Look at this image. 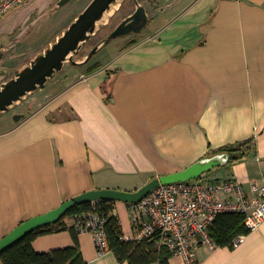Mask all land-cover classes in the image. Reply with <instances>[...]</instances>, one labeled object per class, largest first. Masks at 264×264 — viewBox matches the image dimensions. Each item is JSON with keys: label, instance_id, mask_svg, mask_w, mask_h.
I'll list each match as a JSON object with an SVG mask.
<instances>
[{"label": "crops", "instance_id": "0c3cea01", "mask_svg": "<svg viewBox=\"0 0 264 264\" xmlns=\"http://www.w3.org/2000/svg\"><path fill=\"white\" fill-rule=\"evenodd\" d=\"M59 1L12 10L0 19V35L38 11L51 17ZM166 3L111 57L69 69L20 112L0 116V240L84 193L135 192L253 139L245 158L204 177L236 179L248 191L264 185V0ZM0 47L7 58L8 43ZM116 214L124 239L136 240L130 204L116 202ZM78 240L87 264H128L113 252L98 255L92 233ZM75 245L69 231L33 242L38 253ZM196 257L198 264H264V222L234 250L202 247ZM169 263L186 264L178 256Z\"/></svg>", "mask_w": 264, "mask_h": 264}, {"label": "built area", "instance_id": "2783aa9c", "mask_svg": "<svg viewBox=\"0 0 264 264\" xmlns=\"http://www.w3.org/2000/svg\"><path fill=\"white\" fill-rule=\"evenodd\" d=\"M33 0H0V19L12 10ZM97 202H94V204ZM136 240L155 241L158 249L165 248L173 256L182 257L186 264H198L196 252L217 245L210 228L222 214L244 215L245 225L254 231L264 222V185L253 183L249 191L236 179L198 180L160 184L143 200L130 205ZM95 238L98 255L108 250L106 235L97 216L79 225ZM243 237L236 242V247Z\"/></svg>", "mask_w": 264, "mask_h": 264}, {"label": "water", "instance_id": "95a60500", "mask_svg": "<svg viewBox=\"0 0 264 264\" xmlns=\"http://www.w3.org/2000/svg\"><path fill=\"white\" fill-rule=\"evenodd\" d=\"M71 0H60L57 7L61 8ZM137 7L135 13L124 20L118 27L97 47L87 59L81 63L73 61V56L79 52L82 45L95 35L99 25L108 19L120 6V0H92L72 24L53 42L46 50L39 54L31 63L16 71L14 78L0 86V116L7 113L16 104L22 102L27 96L44 87L49 80L61 72L66 62L73 64L87 63L101 48L117 38H125L139 34L150 22L149 15L138 0H133ZM111 15L108 16V14ZM1 74V71H0ZM23 115H15V121L22 119ZM229 163L226 153L202 159L184 171L164 175L149 182L135 192L120 190H94L79 195L64 202L60 207L42 216L34 217L20 224L10 234L0 240V256L7 249L20 242L30 233L58 223L75 206L87 203L111 200L136 204L143 200L160 184H172L198 180L216 168Z\"/></svg>", "mask_w": 264, "mask_h": 264}, {"label": "trees", "instance_id": "16d2710c", "mask_svg": "<svg viewBox=\"0 0 264 264\" xmlns=\"http://www.w3.org/2000/svg\"><path fill=\"white\" fill-rule=\"evenodd\" d=\"M135 43L130 42L129 45ZM93 70V68H92ZM255 140H250L222 149L221 154L229 156V163L242 160L255 147ZM97 216L106 235L108 250L113 252L120 263L128 264H170L173 256L167 249H158L155 241L143 239L128 241L124 239L122 225L116 214V202L103 200L97 203L77 205L72 208L58 223L30 233L0 256L2 264H87L84 260L78 235L83 231L79 225ZM73 220V225L65 223V219ZM69 231L75 241V246L55 250L49 253H38L33 248L34 240L42 235ZM251 230L245 225L244 215L226 213L220 215L210 228V236L217 247L234 250L239 238L249 235Z\"/></svg>", "mask_w": 264, "mask_h": 264}, {"label": "rangeland", "instance_id": "374dc122", "mask_svg": "<svg viewBox=\"0 0 264 264\" xmlns=\"http://www.w3.org/2000/svg\"><path fill=\"white\" fill-rule=\"evenodd\" d=\"M91 1L92 0H71L62 8L57 9L56 13H52L51 17L48 16L49 13L46 11H38V13L32 15L30 19L21 21L22 23L19 27L13 30L8 28L5 34L0 35V43H8V48L11 49L8 52L7 58L5 56L3 59L4 55L0 54V62L2 61L0 63V86L14 78L16 71L29 65L35 57L43 53L47 47L55 42L58 36L72 24ZM166 1L167 0H138V2L146 8L150 20L158 17L159 13L167 8ZM136 9L137 7L133 0H120L119 8L107 22L99 25L92 39L83 44L79 52L73 56V61L77 63L85 61L91 51L99 46L120 23L133 15ZM133 37L136 36L130 35L126 40H122L123 38L112 40L109 44L101 48L87 63L102 62L108 59L109 56L111 57L116 52L118 43L126 41L124 43L127 44ZM16 41L21 42L17 43ZM23 42L30 43L25 44ZM79 66V64L66 62L63 70L57 73L53 79L49 80L48 83L40 89H44L51 83H54L57 78L64 75L69 69ZM31 95L27 96L22 102L16 104L7 113L2 115L20 112L22 105L25 103L24 101H27ZM209 173H212V171Z\"/></svg>", "mask_w": 264, "mask_h": 264}, {"label": "bare ground", "instance_id": "6f19581e", "mask_svg": "<svg viewBox=\"0 0 264 264\" xmlns=\"http://www.w3.org/2000/svg\"><path fill=\"white\" fill-rule=\"evenodd\" d=\"M111 13H112V12H110V13L108 14V16L111 15Z\"/></svg>", "mask_w": 264, "mask_h": 264}]
</instances>
